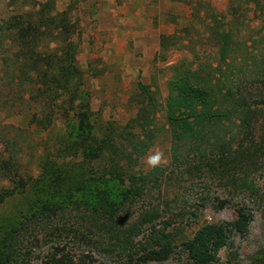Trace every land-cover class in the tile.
Instances as JSON below:
<instances>
[{
	"label": "trees",
	"instance_id": "trees-1",
	"mask_svg": "<svg viewBox=\"0 0 264 264\" xmlns=\"http://www.w3.org/2000/svg\"><path fill=\"white\" fill-rule=\"evenodd\" d=\"M173 1L187 5L193 23L207 27L218 49L219 64L193 60L175 68L165 117L173 143L171 173L169 166L147 173L139 169L161 133L160 101L151 86L139 84L141 92L132 100L136 115L126 126L94 123L84 90L85 72L77 60L76 28L68 12H58L52 0L39 8L21 7L0 21L1 109L6 115L16 107L31 111V124L42 131L52 128L62 113L68 119L63 145L55 155L42 159L36 178L22 172L19 142L7 138L0 128L7 169L0 168V174L10 183L0 187V208L13 198L27 197V208L0 225V264H33L29 243L39 244L42 239L26 237L67 211L86 213L95 233L112 240V251L118 250L125 264L166 262L179 249L188 255L190 264H217L231 237L248 230L251 215L240 208L234 222L207 224L187 236L172 229L179 215L173 213L174 201L156 200V193H161L173 173L217 178L234 198L248 192L254 195L253 174L264 170V36L260 34L258 41L260 53H253L239 40L243 31L239 20L217 12L213 0ZM242 2L254 6L252 11L264 24V0ZM240 4L231 0L230 15L241 11ZM177 34L161 36L156 60L165 61L170 48L182 43ZM16 50H24L36 61L33 73L20 70ZM238 53H242L241 62ZM128 177L132 186L120 187L119 181ZM43 194L59 203L44 202ZM219 201L220 209L229 203ZM137 203L141 213L126 226V209ZM43 264H86V260L53 257Z\"/></svg>",
	"mask_w": 264,
	"mask_h": 264
},
{
	"label": "rangeland",
	"instance_id": "rangeland-1",
	"mask_svg": "<svg viewBox=\"0 0 264 264\" xmlns=\"http://www.w3.org/2000/svg\"><path fill=\"white\" fill-rule=\"evenodd\" d=\"M50 1L52 0H0V21L17 13L21 7L39 8L42 2L46 4ZM53 1L57 11L68 12L75 25L74 40L79 45L77 60L85 72L84 90L94 114V123L101 127L109 124L126 126L136 115L135 103L132 100L137 92H141L138 91L139 84L151 86L160 101L161 133L155 145L141 160L139 169L145 173L151 171L153 168L147 166L146 158L150 153L160 150L167 161L160 167L169 166L168 172L171 173L175 166L172 165L173 143L165 118L166 101L170 94L169 82L175 68L184 63L196 60L203 63L216 61V64H219L216 58L218 49L207 27L202 23H193L192 11L188 6L173 0ZM235 1L242 4L241 11H233L235 16L229 13L231 0H213V5L217 12L227 15L229 20H239V26L243 30L239 40L249 47L251 52L259 54L258 41L260 34L264 36V24L261 18H258L257 12L252 11L254 6L250 8L243 4L242 0ZM243 14L248 18L244 19ZM207 20L206 18V22ZM175 33L180 35L182 43L170 48L165 61L163 58L156 60L161 52V36ZM16 51L20 58V70L33 73L37 66L36 61L24 50ZM195 53L199 54L200 59L195 57ZM1 56L3 53L0 50V66ZM238 56V61L241 62L242 53H238ZM248 62L251 63V60ZM8 112L13 114L6 115L7 112L0 106V128L7 138H16L19 142L22 172L26 176L33 175L36 178L39 176L42 159L51 153L55 155L57 149L63 145L68 131V119L62 113L52 128L42 131L31 124V111L26 109L21 112L20 107H16ZM5 157L4 146L0 143V168L4 171L7 170L3 163ZM170 179L163 186L161 193H156V200L160 198V203L165 200L174 201L173 213L179 215L175 218L172 229L178 228L192 237L207 224L234 222L238 218L239 209L245 208L251 215L249 228L244 234L235 233L231 237L229 245L221 250L217 264H264V170L253 174L256 187L254 195L248 192L234 198L228 195L230 190L221 187L217 178L203 173L187 172L180 177L173 173ZM119 184L120 187L128 188L132 186V181L128 177L121 179ZM9 185V181L0 174V187ZM26 199L27 197L13 198L2 206L0 225H4L3 221L8 218H17L20 215L23 207L27 208ZM42 200L50 202L52 206L59 203L47 199L44 194ZM150 200L155 202L152 198ZM219 200H227L229 203L220 209ZM140 207L141 204L137 203L131 206L132 209H129L130 206L126 209V226L138 219ZM87 218L86 213L67 211L46 222L44 228L27 235L26 239L31 240L35 235L42 239L39 244L29 243V247L34 250L33 264H43L53 257L74 262L86 260V264H125L124 257L120 258V252L115 249L112 251V240L95 233ZM162 227L158 225V228ZM150 264L190 262L188 255L179 249L169 261Z\"/></svg>",
	"mask_w": 264,
	"mask_h": 264
},
{
	"label": "clouds",
	"instance_id": "clouds-1",
	"mask_svg": "<svg viewBox=\"0 0 264 264\" xmlns=\"http://www.w3.org/2000/svg\"><path fill=\"white\" fill-rule=\"evenodd\" d=\"M166 158L165 155L162 151L157 150L155 152L150 153L147 158H146V164L147 166L155 169L157 167L162 166L163 164H165Z\"/></svg>",
	"mask_w": 264,
	"mask_h": 264
}]
</instances>
